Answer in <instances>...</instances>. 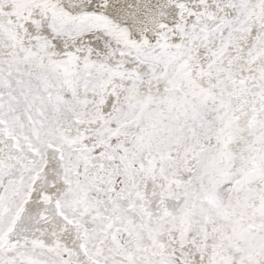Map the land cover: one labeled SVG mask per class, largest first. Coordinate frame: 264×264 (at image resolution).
<instances>
[{
  "label": "snow or ice",
  "instance_id": "obj_1",
  "mask_svg": "<svg viewBox=\"0 0 264 264\" xmlns=\"http://www.w3.org/2000/svg\"><path fill=\"white\" fill-rule=\"evenodd\" d=\"M0 264H264V0H0Z\"/></svg>",
  "mask_w": 264,
  "mask_h": 264
}]
</instances>
